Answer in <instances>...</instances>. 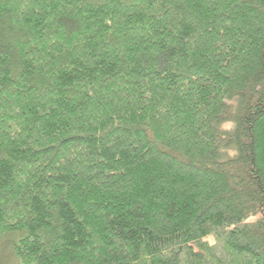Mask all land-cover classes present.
Segmentation results:
<instances>
[{
    "label": "trees",
    "instance_id": "trees-1",
    "mask_svg": "<svg viewBox=\"0 0 264 264\" xmlns=\"http://www.w3.org/2000/svg\"><path fill=\"white\" fill-rule=\"evenodd\" d=\"M1 243L264 264V0H0Z\"/></svg>",
    "mask_w": 264,
    "mask_h": 264
},
{
    "label": "rangeland",
    "instance_id": "rangeland-1",
    "mask_svg": "<svg viewBox=\"0 0 264 264\" xmlns=\"http://www.w3.org/2000/svg\"><path fill=\"white\" fill-rule=\"evenodd\" d=\"M5 243H6V242H5ZM5 243H4V244H5ZM4 244H2V243L0 244V251L2 250L3 247H5Z\"/></svg>",
    "mask_w": 264,
    "mask_h": 264
}]
</instances>
